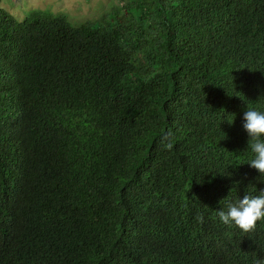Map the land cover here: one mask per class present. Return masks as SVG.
<instances>
[{
	"label": "trees",
	"instance_id": "trees-1",
	"mask_svg": "<svg viewBox=\"0 0 264 264\" xmlns=\"http://www.w3.org/2000/svg\"><path fill=\"white\" fill-rule=\"evenodd\" d=\"M248 107L264 0H131L77 24L0 7V264L264 260V220L216 215L264 189Z\"/></svg>",
	"mask_w": 264,
	"mask_h": 264
},
{
	"label": "clouds",
	"instance_id": "clouds-1",
	"mask_svg": "<svg viewBox=\"0 0 264 264\" xmlns=\"http://www.w3.org/2000/svg\"><path fill=\"white\" fill-rule=\"evenodd\" d=\"M243 121V128L250 137L248 147L254 154L248 163L262 175L264 174V112L248 107L243 114ZM171 135L169 131L161 136L160 143L166 150L173 148ZM216 215L225 225L234 223L244 233L252 232L257 222L264 220V189L255 195L246 192L242 199L228 201L222 209L217 210ZM199 219L202 221L203 217L200 216ZM257 264H264V260L258 261Z\"/></svg>",
	"mask_w": 264,
	"mask_h": 264
},
{
	"label": "rangeland",
	"instance_id": "rangeland-1",
	"mask_svg": "<svg viewBox=\"0 0 264 264\" xmlns=\"http://www.w3.org/2000/svg\"><path fill=\"white\" fill-rule=\"evenodd\" d=\"M131 0H0V7L18 20H23L33 9L65 13L74 23L108 18L115 9ZM133 1V0H132Z\"/></svg>",
	"mask_w": 264,
	"mask_h": 264
}]
</instances>
